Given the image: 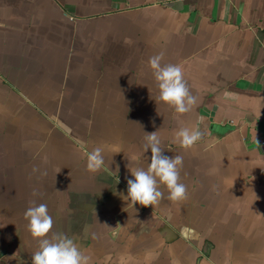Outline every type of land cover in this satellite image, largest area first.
Here are the masks:
<instances>
[{
    "label": "crops",
    "instance_id": "1",
    "mask_svg": "<svg viewBox=\"0 0 264 264\" xmlns=\"http://www.w3.org/2000/svg\"><path fill=\"white\" fill-rule=\"evenodd\" d=\"M161 52L188 113L158 100ZM181 127L204 135L183 149ZM153 131L187 198L132 208ZM31 201L91 264H264V0H0V264H32Z\"/></svg>",
    "mask_w": 264,
    "mask_h": 264
},
{
    "label": "clouds",
    "instance_id": "2",
    "mask_svg": "<svg viewBox=\"0 0 264 264\" xmlns=\"http://www.w3.org/2000/svg\"><path fill=\"white\" fill-rule=\"evenodd\" d=\"M163 56L164 53L161 52L151 56L147 62L159 91L158 100L173 108L177 114L188 113L197 104V98L187 85L182 67L170 63L163 64ZM203 135L200 130L181 127L175 138L181 148L189 149L201 140ZM144 141L143 151L151 150V162L147 169L131 170L134 179L127 180V196L124 197L129 201L128 206L134 208L139 204L143 207H154L165 198L173 203L185 200L187 187L180 177L183 157H169L163 154L158 131L145 133ZM255 141L259 145L256 137ZM104 164L101 146L87 154L86 171L96 173ZM33 171L39 169L34 168ZM162 186L167 189V197L161 190ZM33 195L37 196L39 193L34 190ZM24 218L28 221L27 229L31 236L39 241L38 250L32 254V264H91V257L83 253L72 239L61 233H52L54 221L48 212L47 204L31 201L24 212Z\"/></svg>",
    "mask_w": 264,
    "mask_h": 264
}]
</instances>
